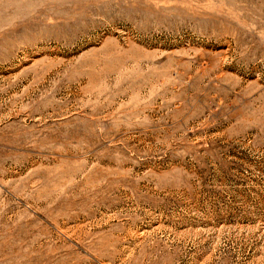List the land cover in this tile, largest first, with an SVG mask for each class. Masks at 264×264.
<instances>
[{
  "label": "rangeland",
  "instance_id": "1",
  "mask_svg": "<svg viewBox=\"0 0 264 264\" xmlns=\"http://www.w3.org/2000/svg\"><path fill=\"white\" fill-rule=\"evenodd\" d=\"M0 264H264V0H0Z\"/></svg>",
  "mask_w": 264,
  "mask_h": 264
},
{
  "label": "bare ground",
  "instance_id": "2",
  "mask_svg": "<svg viewBox=\"0 0 264 264\" xmlns=\"http://www.w3.org/2000/svg\"><path fill=\"white\" fill-rule=\"evenodd\" d=\"M24 14V13H23ZM27 14V13H26ZM3 24H9V21H4Z\"/></svg>",
  "mask_w": 264,
  "mask_h": 264
}]
</instances>
